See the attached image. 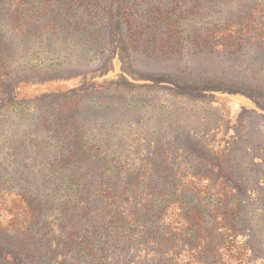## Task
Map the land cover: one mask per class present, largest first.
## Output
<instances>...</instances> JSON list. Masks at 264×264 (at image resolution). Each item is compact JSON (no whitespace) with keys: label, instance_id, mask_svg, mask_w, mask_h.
<instances>
[{"label":"trees","instance_id":"1","mask_svg":"<svg viewBox=\"0 0 264 264\" xmlns=\"http://www.w3.org/2000/svg\"><path fill=\"white\" fill-rule=\"evenodd\" d=\"M149 19L245 20L228 25L232 40L200 38L198 50L235 52L246 37L264 38V0H0L2 117L28 99L20 85L38 81H17L15 68L88 66L57 78L81 81L61 100L41 94L27 103L34 124L47 130L45 147L31 152L45 164L21 154L25 168L12 172L23 180L12 173L0 180V264H264V202L249 214L260 196L245 174L249 164L238 161L244 134L221 128L216 151L175 119L167 122L176 131L161 127L155 135L143 130L152 103L116 94L162 89L216 103L223 114L224 94L262 106L205 78L184 84L173 64L181 59L178 41L149 39V30L126 21Z\"/></svg>","mask_w":264,"mask_h":264},{"label":"rangeland","instance_id":"2","mask_svg":"<svg viewBox=\"0 0 264 264\" xmlns=\"http://www.w3.org/2000/svg\"><path fill=\"white\" fill-rule=\"evenodd\" d=\"M74 21L97 23L101 20ZM126 21L134 26L136 32L141 31V29L145 31L149 30L150 33L147 32V38L149 39L155 36L156 38L164 37V40L167 39L173 43L178 41L180 44L178 53H182L181 59L173 64L174 66H179L178 73L182 71V76L188 79L182 81L184 84L188 85L189 83L187 82L195 78H205V83L232 87L246 92V94L252 95L255 100H258V104L262 108L257 107L255 102L250 101L245 96L224 94L227 102L223 114L219 107L216 108V103L212 104L194 99L188 101L181 97H174L162 89L132 94H116L121 100L135 98V102L139 100L145 102L147 100L146 103H152L147 112L148 116H151L153 119L148 125L146 124L143 130L147 131L152 127L153 130H156L155 135L161 127L167 131H176L177 126H171L170 122H167V119H175L181 128L189 127L199 132L200 135L205 134L203 138L204 145H209L210 148L212 147V150L216 151L217 146H223L220 144L221 137L217 136L221 128L223 134L229 132V129L233 130L228 133L229 137L234 133V130L241 131L246 140L241 143L244 147L238 161H240V164L246 161L249 164L248 170L246 171L245 169V174L251 179L252 185L255 184L256 193L260 196V200L252 203L250 208H248L249 214L258 210L261 207V202H264V38L259 39L256 37L254 40H249L250 36L246 37L242 41V48L235 50V52L223 51L222 48L220 50L217 47L212 51L209 49L198 50L200 38L206 40L209 44L232 40L237 34L228 31V25L232 24L230 28L233 30V28H236L237 23L245 20L149 19ZM249 22H252V20ZM262 23L264 25V22ZM241 24L243 25L244 23ZM241 24L237 28H241ZM203 26H206L207 29L203 28ZM246 26L247 23L242 26V29L245 30ZM140 33H136L137 38H139ZM219 37L221 39L217 41ZM239 39L237 38L236 41ZM161 46L159 43L155 45V51L159 54L162 51L158 47ZM140 48L142 49V47ZM27 55H23L22 58H26ZM39 56L42 57L43 54ZM86 67L88 66L78 65L76 67L72 64L58 69L50 67L45 71H40L39 68L30 70L29 67L26 69L24 66L15 68L14 74L17 76V81H20L22 78H32L38 81L35 84L20 85V88L28 96V99L18 104L16 109L9 108V114L5 113L4 117L0 115V180L10 177L8 176L10 173H12V177L10 178L14 181L23 180L24 176L20 177L18 174L12 172L14 167V170L18 172L23 171L25 168V158L21 154H27L28 159L25 161L27 162L28 160V163L32 161L31 158H34L38 160L37 163H40V165L45 164L41 156L38 154L32 155L31 152L39 151L45 147L47 130L46 128H42V132L34 124V122L38 123L39 119H36V115L32 121L29 114L30 112L35 113V111L27 103L29 102L30 104L34 101L35 97L41 94L53 95L58 97L57 100H59L62 97L60 95L67 93L71 87L79 85L81 81L79 79L65 81L57 80V78L70 74L78 68ZM53 77H56L54 81H42L48 78L53 79ZM195 81L199 82L197 79ZM33 103L36 104V102ZM41 103L43 102H38V104ZM162 103L166 104L163 105L164 107H167L161 108ZM34 104H31V106H35ZM153 105H156L154 109L152 108ZM49 107L53 108L52 105H49ZM42 110L45 111V108ZM17 112L19 114L23 112L27 118L18 119V117H14V114ZM238 112L241 116L240 120L236 121ZM168 113H171V116H168ZM260 229H264L263 220L260 222Z\"/></svg>","mask_w":264,"mask_h":264}]
</instances>
